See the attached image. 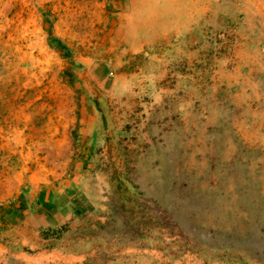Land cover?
<instances>
[{
  "label": "rangeland",
  "instance_id": "rangeland-1",
  "mask_svg": "<svg viewBox=\"0 0 264 264\" xmlns=\"http://www.w3.org/2000/svg\"><path fill=\"white\" fill-rule=\"evenodd\" d=\"M0 264H264V0H0Z\"/></svg>",
  "mask_w": 264,
  "mask_h": 264
}]
</instances>
